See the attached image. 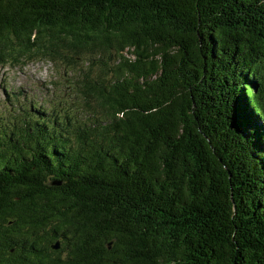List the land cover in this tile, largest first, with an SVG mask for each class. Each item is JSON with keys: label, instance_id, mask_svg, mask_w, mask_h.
Instances as JSON below:
<instances>
[{"label": "trees", "instance_id": "trees-1", "mask_svg": "<svg viewBox=\"0 0 264 264\" xmlns=\"http://www.w3.org/2000/svg\"><path fill=\"white\" fill-rule=\"evenodd\" d=\"M35 60L68 84L0 109V264H264V0H0Z\"/></svg>", "mask_w": 264, "mask_h": 264}, {"label": "rangeland", "instance_id": "rangeland-1", "mask_svg": "<svg viewBox=\"0 0 264 264\" xmlns=\"http://www.w3.org/2000/svg\"><path fill=\"white\" fill-rule=\"evenodd\" d=\"M126 56H129V53ZM64 74L63 68L48 60H35L25 65L0 66V109H7V99L15 96L20 102L24 99V102L30 99L38 102L48 101L52 91L57 95L65 91L68 82L64 80Z\"/></svg>", "mask_w": 264, "mask_h": 264}, {"label": "water", "instance_id": "water-1", "mask_svg": "<svg viewBox=\"0 0 264 264\" xmlns=\"http://www.w3.org/2000/svg\"><path fill=\"white\" fill-rule=\"evenodd\" d=\"M54 183H56V182H54ZM55 247H56V245H54Z\"/></svg>", "mask_w": 264, "mask_h": 264}]
</instances>
